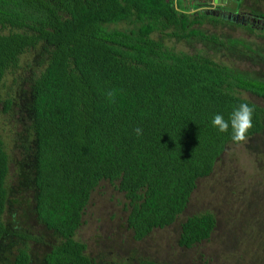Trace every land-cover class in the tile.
<instances>
[{"label": "trees", "instance_id": "1", "mask_svg": "<svg viewBox=\"0 0 264 264\" xmlns=\"http://www.w3.org/2000/svg\"><path fill=\"white\" fill-rule=\"evenodd\" d=\"M191 4L192 11L184 0H0L3 112L12 105L1 92L5 73L16 71L30 48L38 49L41 65L28 79L27 124L17 146L27 166L30 213L57 237L42 254L43 264H92L73 234L100 180L116 182L123 192L126 226L140 239L174 221L196 179L233 142L231 128L221 133L212 125L215 114L227 120L248 103L254 113L247 136L264 128V107L239 93L264 98V69L239 67L201 50H175L162 40L194 38L221 56L232 58L235 51L264 63L261 48L202 30L205 21H233L200 8L197 0ZM118 22L127 26H110ZM8 163L0 137V243L16 237L22 244L11 264H28L25 241L34 236L10 229L3 219ZM214 223L209 211L186 216L177 243L189 247L207 238Z\"/></svg>", "mask_w": 264, "mask_h": 264}, {"label": "rangeland", "instance_id": "2", "mask_svg": "<svg viewBox=\"0 0 264 264\" xmlns=\"http://www.w3.org/2000/svg\"><path fill=\"white\" fill-rule=\"evenodd\" d=\"M191 2L184 0L189 11L194 10ZM206 6L210 8L212 5ZM240 9L264 15V0H241ZM260 23V20L253 23L205 21L200 28L241 38L250 48H261L260 52L264 53V28L259 26ZM110 26L123 28L127 24L118 22ZM153 36L161 37L159 33H153ZM162 40L175 50H201L216 59H234V64L239 67L264 69L259 57L237 56L234 51V57L227 58L194 38L164 36ZM40 68L38 49L25 50L20 56V67L14 72L7 71L2 84V96L11 97L12 105L3 112L0 104V137L9 160L6 176L8 202L3 219L10 229L24 230L34 236L25 241L30 264H43L42 254L57 239L30 213V190L23 184V172L27 166L21 164L22 151L17 146L27 124L24 101L28 95V79ZM239 93L264 107V98L247 91ZM14 199L18 202H13ZM127 210V200L116 187V182L102 179L91 190L73 237L85 244V252L92 258V264H142L145 260L163 264H264V128L248 135L244 142L225 144L212 170L196 179L185 208L170 224L153 228L142 238L135 239L126 226ZM204 211L211 212L215 218L209 236L189 247L179 245L180 221L192 213ZM10 238L11 243L8 242ZM20 244L16 237L5 236L0 243V264H11Z\"/></svg>", "mask_w": 264, "mask_h": 264}, {"label": "clouds", "instance_id": "3", "mask_svg": "<svg viewBox=\"0 0 264 264\" xmlns=\"http://www.w3.org/2000/svg\"><path fill=\"white\" fill-rule=\"evenodd\" d=\"M112 103H115V92L106 93ZM254 107L248 103H241L236 106L229 118L226 120L222 114H215L212 118V125L221 133H227L231 128V139L234 143H241L247 139V133L252 128ZM137 136L143 134V130L139 127L134 129Z\"/></svg>", "mask_w": 264, "mask_h": 264}, {"label": "flooded vegetation", "instance_id": "4", "mask_svg": "<svg viewBox=\"0 0 264 264\" xmlns=\"http://www.w3.org/2000/svg\"><path fill=\"white\" fill-rule=\"evenodd\" d=\"M199 3H201L200 8L202 7L205 10H209L210 12L219 15L225 19L231 20V21H242V22H257L261 21L259 26L264 28V15L254 13H246L243 10L240 9V0H234L236 2V6L234 8H228L223 5V3L215 2L213 0H197ZM206 4H211L212 6L209 8L206 6ZM240 4V5H239ZM263 18V20L261 19ZM12 239H8V242ZM3 241V240H2ZM31 257L29 258L28 264H30ZM43 263V261H42Z\"/></svg>", "mask_w": 264, "mask_h": 264}, {"label": "water", "instance_id": "5", "mask_svg": "<svg viewBox=\"0 0 264 264\" xmlns=\"http://www.w3.org/2000/svg\"><path fill=\"white\" fill-rule=\"evenodd\" d=\"M213 1L223 3V5L228 8H234L236 6V2L234 0H213Z\"/></svg>", "mask_w": 264, "mask_h": 264}]
</instances>
